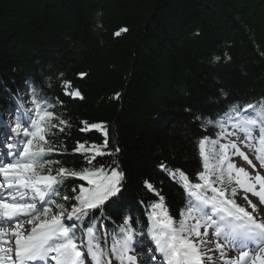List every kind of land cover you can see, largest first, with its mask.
Segmentation results:
<instances>
[{
    "label": "trees",
    "instance_id": "obj_1",
    "mask_svg": "<svg viewBox=\"0 0 264 264\" xmlns=\"http://www.w3.org/2000/svg\"><path fill=\"white\" fill-rule=\"evenodd\" d=\"M215 55L221 60L212 62ZM61 79L84 99L65 96ZM33 86L65 102L53 111L71 125L65 133L53 130L50 138L67 151L48 159L79 171L87 164L72 151L76 142L104 141L99 131H81V121L106 127L105 151L120 152L97 160H118L125 181L103 217L95 210L100 242L106 237L111 247L125 215L138 239L146 231L145 205L158 199L143 182L179 219L187 194L161 165L193 182L203 171L198 141L215 139L217 129L202 128L196 116L264 98V0H0V114L13 118L11 127L21 103L32 106ZM60 166L52 165L54 174ZM79 184L86 181L66 180L67 194Z\"/></svg>",
    "mask_w": 264,
    "mask_h": 264
},
{
    "label": "snow or ice",
    "instance_id": "obj_2",
    "mask_svg": "<svg viewBox=\"0 0 264 264\" xmlns=\"http://www.w3.org/2000/svg\"><path fill=\"white\" fill-rule=\"evenodd\" d=\"M220 60L219 55L212 58V62ZM79 75L83 78L86 74ZM60 84L65 96L84 99L71 81L61 79ZM47 86L55 87L51 83ZM42 91L31 87L32 106L21 103L23 111L16 115L11 129L14 136H6L12 142L6 143L7 152H0V264H88L89 259L91 264H113V260L117 264H136V257L129 254L133 244L138 243L132 217L124 216L118 225L119 233L112 236L111 247H107L100 242L95 214L98 209L100 217L104 216V205L113 197H120L125 181L118 160L105 165L97 157L118 155L120 148L105 151L109 143L106 127L81 121V131L96 129L104 136L102 144L77 141L73 147L72 151L80 153L87 166L77 171L59 160L48 159L67 151L60 141L50 138L55 135L53 130L65 133L71 125L53 111L57 103L63 106L65 102L53 101L41 95ZM196 119L204 129H217L215 139L204 136L198 141L203 171L193 182L183 170L161 165L187 194L179 219L169 214L160 191L150 181L143 182L147 191L158 198L145 205L147 224L143 234L154 244L162 264H217L215 253H219L222 264H264V212L260 210L264 206V175L236 142L220 143L242 133L254 145L255 159L264 168V98L246 105L230 103L215 117L198 115ZM0 124H4L2 118ZM257 130L259 135H253ZM233 155L247 161L255 175L237 167L232 162ZM54 164H61L55 174ZM69 178L86 184L72 186L73 195H69L65 186ZM239 190L245 193L246 205L235 199ZM247 193L257 197L259 205ZM66 202H71L70 207ZM66 220L72 223L67 224ZM210 230L212 241L205 239ZM210 243H214V248L207 247ZM229 251H235L237 256L229 257ZM156 258L152 254V259Z\"/></svg>",
    "mask_w": 264,
    "mask_h": 264
},
{
    "label": "rangeland",
    "instance_id": "obj_3",
    "mask_svg": "<svg viewBox=\"0 0 264 264\" xmlns=\"http://www.w3.org/2000/svg\"><path fill=\"white\" fill-rule=\"evenodd\" d=\"M21 113V112H20ZM19 114V113H18ZM10 122L13 120V118L9 117ZM91 130H96V129H91ZM229 131H233V129L229 128ZM99 131V130H96ZM101 132V131H99ZM102 133V132H101ZM0 134L2 135L0 140V152H7L8 149L6 147V143L12 142L11 140H6V136L11 137L12 133L11 132H6L2 129H0ZM253 135L258 136V130L253 133ZM229 140L234 141L237 143V146L241 151L248 156L250 160H252V163L256 165V169L260 172L261 175H264V168H261L259 165V162L255 159V151H254V145L247 141L245 136L242 133H237V135H234L226 140L220 141V143H227ZM209 150H211V145L207 146ZM218 147V146H217ZM232 162L237 166V167H243L245 170L249 171L253 175H255V172H253L251 166L247 163V161L243 160L242 157L239 155H233L232 156ZM2 179V177H0ZM245 193L242 190H239L235 199L238 204L241 205H246V201L243 199ZM248 198L254 203L259 205L258 198L255 196H252L251 193H247ZM260 210L264 212V206H260ZM249 211L251 209L249 208ZM29 227L30 226H27ZM203 231V230H201ZM209 241L214 240V237L212 236L211 230L209 231V236L205 238ZM138 243L133 244V251L129 253L130 255H133L136 257V264H162V257L159 256L158 253H155V246L154 244L150 241V239L146 238L144 234L141 235L138 239H136ZM207 247L214 248V243H210L207 245ZM152 254L156 255V259H152ZM229 257H236L237 253L235 251H229L228 252ZM214 259L217 261V264H222V262L219 260V253L214 254ZM88 264H91V261L89 259ZM113 264H117L115 260H113Z\"/></svg>",
    "mask_w": 264,
    "mask_h": 264
}]
</instances>
